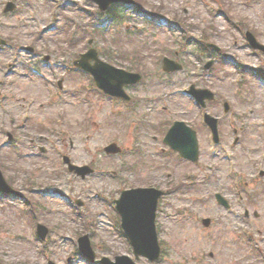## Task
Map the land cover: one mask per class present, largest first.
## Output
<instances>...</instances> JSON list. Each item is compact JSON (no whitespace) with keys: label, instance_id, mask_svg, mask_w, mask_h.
Segmentation results:
<instances>
[{"label":"rangeland","instance_id":"rangeland-1","mask_svg":"<svg viewBox=\"0 0 264 264\" xmlns=\"http://www.w3.org/2000/svg\"><path fill=\"white\" fill-rule=\"evenodd\" d=\"M6 1L0 0V38L12 37V42L39 50L0 52V159L23 193L0 197V264H90L78 252L84 233L90 234L98 259L132 253L117 228L111 200L122 186L154 181L169 191L158 224L164 250L159 261L141 257L140 264H264V176L259 175L264 170V80L255 68L242 66L264 70V55L248 48L244 31L233 25L252 24L264 42L263 0L249 2L253 11L242 0H144L145 10L119 8V21L86 0H21L17 12L5 14ZM257 2L262 3L259 9ZM222 6L234 17L226 18L230 24L217 14ZM151 10H156L154 16L146 12ZM255 15L262 26L254 23ZM204 31L233 63L220 60L204 70L211 58L199 51ZM91 38L104 59L143 72V80L128 90L141 99L138 106L89 90L91 78L84 73H66L65 90L59 91L55 81L53 96L41 76L24 75L29 63L43 66L44 54H52L56 70L64 73ZM165 55L184 69L168 74L162 65ZM10 63L14 72L7 75ZM191 83L216 91L207 110L220 118L219 146L213 144L201 110L181 92ZM224 101L231 105L226 113ZM26 113L33 115L29 126ZM177 119L198 131L197 163L161 151L163 125ZM15 128L16 145L4 146L6 131ZM112 141L121 153L104 151ZM53 143L77 163L94 164L96 171L83 179L61 167ZM42 146L46 153L39 150ZM136 161L138 167L123 170ZM233 161L240 187L232 177ZM179 182L188 187L174 186L170 192L171 184ZM216 192L227 198L230 208L217 202ZM79 198L84 206L75 205ZM204 217L212 219L210 226L203 225ZM38 222L51 229L45 240L36 237Z\"/></svg>","mask_w":264,"mask_h":264},{"label":"water","instance_id":"water-1","mask_svg":"<svg viewBox=\"0 0 264 264\" xmlns=\"http://www.w3.org/2000/svg\"><path fill=\"white\" fill-rule=\"evenodd\" d=\"M86 57L88 59L90 57L97 58L95 52H94V54L90 53V54L86 55ZM96 69H97L96 73H97L98 81L103 83V84H105L106 82L110 83V85H112L114 88L119 87L118 92H116V94H119V95H124V92L121 90V86H122L123 82L125 83V82H129V81L133 80V79H130V77L132 76L131 74H127L123 70L114 68V67H112V66H110L104 62L103 63L98 62L96 65ZM116 78H118L120 80V82L117 85H115L113 83L114 82L113 80H115ZM208 121L211 124H212V122H214L212 119L211 120L208 119ZM180 130H181V127L175 125L169 134L170 140L168 138H166V141H169L173 146L180 149L186 157L197 158V155H198L197 154V138L195 135V131L191 130L190 128L187 129L188 131L185 134L183 141H180L179 143H177L178 140L171 139V133H172V135H174L176 132L179 133ZM107 150L115 152V151H118L119 148L116 145H111L107 148ZM77 170L79 172H81L83 175H85L86 173L91 171L87 167H77ZM0 188L3 190H12L10 188V186H8L7 183L5 182L1 171H0ZM149 194L151 195L152 192L150 191ZM144 196L140 195L139 193H134L132 195L133 200H132V206L130 208V214H131L132 219L136 220L137 223H139L141 221H146V222H150L152 224V223H154V219H155L156 200H154V202H153L152 199H145ZM122 204L125 207L127 206L126 199L122 200ZM40 229H41V231L45 230V228L43 226H40ZM85 238H87V237H85ZM144 248H145V246H144V243L142 240L141 245L139 246V250L143 252ZM124 261L127 263H130V264L132 262L131 260L123 257L120 259L118 264L123 263Z\"/></svg>","mask_w":264,"mask_h":264}]
</instances>
